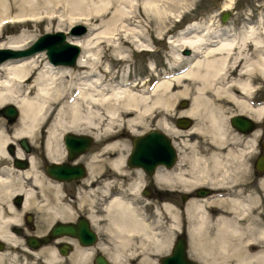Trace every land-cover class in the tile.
Segmentation results:
<instances>
[{
  "label": "bare ground",
  "instance_id": "obj_1",
  "mask_svg": "<svg viewBox=\"0 0 264 264\" xmlns=\"http://www.w3.org/2000/svg\"><path fill=\"white\" fill-rule=\"evenodd\" d=\"M9 1L0 0V40L3 39L0 48L19 49L30 43L32 35L27 29H21L15 35L4 37L3 31L9 26L27 28L32 21L52 20L57 18L55 13L66 5L69 6V12L76 8L81 10L88 0ZM176 2L185 5L182 0ZM100 3L99 8L92 10L100 12L99 15L111 13L104 24L105 30L92 36L84 35L89 30L86 29L81 34L83 36L68 39L80 49L73 65L52 63L39 53L42 51L0 61V108L11 104L17 111V118L11 127L4 117H0V162L10 156L13 160L20 158L27 162L24 168L13 166L14 173L0 166V240L10 247H21L34 257L41 255V260L47 264H58L61 257L53 245L38 250L27 249L11 230V226L19 224L22 211L37 198L40 200L37 203L47 210V216L42 221L44 223L63 217L62 213L69 208L67 204L58 202L56 183L39 171L37 152L43 154L41 163L56 162L65 152L63 135H87L98 145L95 149L98 152L93 151L87 159L91 158L94 162L101 154L98 161L113 169L116 176L122 175L121 177L128 180V192L138 193L143 184L142 171L133 169L136 175L132 178L125 170V157L129 147L127 148L126 139L121 137L122 134H138L153 125L169 136L207 135L212 143L218 142L229 130L224 110L228 108L225 106L232 104L236 110H245L254 88L255 77L264 79L262 18L256 21L245 18L246 21L237 30L229 27L214 28L212 23L192 21L167 41L164 34L169 22H174L170 8L173 5L172 0H164L162 4H158L156 0H102ZM117 3L127 9L119 8L121 5L118 6ZM228 6L230 3L224 7ZM178 8L175 16L182 14ZM58 21V29L61 30L64 21ZM76 21L69 20L68 24ZM84 21L88 24L87 20ZM152 21L156 23L155 26L151 24ZM149 36L156 40L165 38L169 43V49L163 55L166 60L160 69L152 61L145 64L147 70H151V75L153 74L151 80L149 74L146 77H130L127 67L131 62L127 51H154L150 40L148 41ZM182 48L188 49L186 56L179 53ZM105 51L106 58L103 56ZM181 98L187 100L183 108L177 107ZM253 113L259 119L260 113H264V106L258 105ZM179 117L189 118L190 126L184 129V126L171 123L173 118ZM21 138L26 140L28 152L15 144ZM172 143L178 152L175 164L169 169L157 167L152 178L155 183L167 188L177 185L183 190L184 186L189 189L198 180H203L200 177L207 175L209 167L207 170L201 164V158L193 151V142H187L183 138L180 145L174 141ZM10 144H15V148L12 145L13 152L9 156L6 147ZM183 148L191 153L188 157V170L186 169L188 172L185 174L184 158L188 155L185 156ZM215 153L218 152L212 154L216 155ZM81 158L84 159L85 155ZM219 160L212 156L211 166L215 167L213 169L216 170L220 165ZM220 174L222 176L221 172ZM109 178L101 181L108 183ZM43 181L48 183L46 185L52 195L51 200L44 196L42 201L39 197L44 188ZM219 182V179L212 181L216 185ZM91 190L85 191L81 197H88L92 202L94 196L90 194ZM18 193L23 196L19 209L10 202L11 197ZM259 197L257 200V197L249 194L238 197L236 194L221 196L216 193L210 197L211 204L219 206V211L214 213L205 209L208 202L205 204L203 199L188 200L186 212H183L186 213L189 256L201 264H264V208L261 207L264 195ZM76 198L78 199L77 196ZM99 204L105 221V231L114 243V254L110 255L122 264L119 256L127 254L128 251L129 254L135 251L139 262L153 263L154 260L146 251L148 247L145 242L151 245L152 254L159 253L158 251L168 247L170 236L179 228V213L168 202H163L162 209L168 214L170 223L167 231L160 232L162 234H158L152 223L142 216L141 209L122 194L108 195ZM253 207L259 209L254 211ZM91 212L89 216L92 218L94 212ZM159 224L160 216L156 220V225ZM135 245L136 248L133 249ZM86 254L85 248H76L69 259L74 262ZM0 264L24 263H18L12 256L9 257L8 252L0 251Z\"/></svg>",
  "mask_w": 264,
  "mask_h": 264
},
{
  "label": "flooded vegetation",
  "instance_id": "obj_2",
  "mask_svg": "<svg viewBox=\"0 0 264 264\" xmlns=\"http://www.w3.org/2000/svg\"><path fill=\"white\" fill-rule=\"evenodd\" d=\"M258 78L260 79L261 77L256 76L255 77L256 80L254 79V81H255L254 88L251 90L252 92L249 96V101H247L248 107L245 110H243L242 112L239 110H236L235 105H232V104H228L225 106L228 109H231L233 111L231 113H226L227 122H228L227 124H228L229 130H227V132L225 134H223L222 140H220L221 142L218 141L219 143L218 142L212 143L210 141V137L207 135H198V136L194 135L197 137H193V135H191L190 137L184 136V140H186L187 142H189L190 139L191 140L193 139L192 140L193 141V147L192 148H193L194 153L196 152L197 155L201 158L200 159L202 162L201 164L203 166H206L205 167L206 169L209 167V171L206 173L207 175H203L204 177L203 176L200 177L203 180H198V182L195 185L193 184V185L189 186V189L187 188V186H184V194L183 193L180 194V198L184 201V211L185 212H186V202L192 198H195V199L201 198L205 201V204H207V202H208L205 209L214 213V212L219 211V206H217V204H211L210 197L215 195L216 193L221 194V196H226L227 194H234V195L236 194V196H238V197H243L246 194L248 195L249 193H251V191H253V192L257 191V193H261L260 187H261V184H264V113H260V116L258 119L257 115L255 113H253V109L255 107H257L258 105L264 106V79L261 78L259 80ZM245 111H246V113H245ZM250 112H252V113H250ZM233 116H241V120L236 122V123H232L231 119ZM190 124H191V121L188 122V124L185 125L184 128H186ZM231 133H232V135H231ZM225 140H226V142H225ZM222 141H223V145L221 146ZM202 142H204V143H202ZM224 142H225V144H224ZM216 144H218V145L215 146ZM201 145H203V146H201ZM213 145L215 148L213 147ZM97 146L98 145H95L93 139L90 137L89 143L86 146L84 151H81V152L73 155L72 157H70L68 151L65 150L63 157L60 158L58 161H56V163L63 164V165L66 164V167H70V168L73 165H77V163H80L83 167V171H82L81 175H75L69 171H62L61 170L60 172L63 175V178H57L56 176L54 177V175H52L48 171L47 165L50 164V162L43 161L42 163H40V167L38 169L41 172V174L46 176L47 178H49L51 181H54V183H56V186L58 188V190H57L58 199H59L58 202L62 203V204L65 203L69 207L68 210L66 209L67 212L65 211V213L64 212L62 213L63 217H60V218L56 217V218H54V220H51L49 222L51 224L53 222L66 223L67 225H69L71 227V229L74 233L73 234L62 233V234H60L54 238H51L47 243L37 245L36 247H30L29 246L27 248V246L25 247V245H26L25 242L22 241L25 248L32 249V250H38L41 247H44L47 245H53L56 248V253H58V255L61 257L63 256L62 258L60 257L61 260L64 258L68 259L69 256L74 252V250L76 248H78V249L79 248H85L87 250V254L83 258H78L76 260V263L97 264L96 259L98 256H101L112 264H122L121 262L115 261L111 257V255L114 254V247H113L114 243L112 241L113 240L112 237H110L108 232L105 231L106 230L104 228L105 227V221H104V217L101 213V205L99 203H101L108 195L115 194V193L120 194V195L121 194L126 195L127 197H130V195L127 193V191H126V193L124 192V187L122 186V183L123 182L127 183L128 180L125 179L124 177H121L122 175L116 176L114 174L113 169H111V168L109 169V167H107L106 164L103 165L100 161H98V159H101V157H102L101 154L98 155V159L96 158L97 160H95L94 162H92L93 160L91 158L87 159L89 154H91L93 151L98 152L97 150H94L97 148ZM195 148L198 151L195 150ZM232 150H233V152H232ZM206 151H207V153H206ZM213 152H218V153L217 154L215 153L216 155H214V154H212ZM184 154H185V156L188 155L187 158L184 156L185 157L184 158V161H185L184 162V174H185L188 172L187 171L188 170V163H189L188 157L190 156L191 153L187 148H184ZM84 155H85V158L82 159L81 156H84ZM226 155H227V157H226ZM235 155H236V157H235ZM237 155H238V157H237ZM202 156H203V158H202ZM212 156H213V158H215L217 160L220 159L219 160L220 165L217 166L216 170L213 169L215 167L211 166ZM233 156H234V158H233ZM177 158H178V152L176 151V156H175L174 162L170 167H166L163 163H158L154 166V168L152 169V171L150 173L145 172L140 167L129 166L126 164V162H125V165H126L125 170L128 171L129 176H132L130 172H132V170L135 168L142 171L143 173L141 172V176H142L141 178L143 180V184L139 188L138 194H142V195L153 198L155 200L157 199L160 202H162V200H164V199H167L169 197L171 198V195L174 193L173 192L174 189L173 188H167L161 184L155 183L153 178H152V175L154 173V170L157 167L158 168H164V169L171 168L175 164ZM208 158H209V160H208ZM89 163H91L90 164L91 166L89 165ZM229 164H230V166H229ZM26 165H27V163H26ZM21 168H24V167H21ZM229 168H231V169H229ZM185 170H186V172H185ZM230 170H231V173H230ZM220 172L222 173V176H221ZM228 172L230 174H228ZM232 172H234L235 174L233 173L234 174L233 175ZM108 173H110V174H108ZM224 174H225V176H224ZM209 177H210V179H208ZM212 177L213 178L215 177V178L213 179ZM103 178H109V179H107L109 184L103 183L101 181ZM121 178H122V180H121ZM223 178H225L224 181H221V180H223ZM215 179L220 180L218 185L212 183V181ZM87 182H88V184H86ZM259 182H262V183L260 184ZM198 183H200V184H198ZM220 183H222L223 186ZM42 184L44 185V188L41 191L42 193L40 192L41 194L39 197L42 199V201L44 200V196L46 198H49V199L52 198V195L50 194V191H49V187L47 186L48 183L46 181H43ZM98 184L101 187L96 186ZM105 185H106V188H105ZM215 185H216V187H215ZM104 188H105V190H104ZM90 189H92L90 194H92V197L94 196L92 202L89 201L90 199H88V197H86V199H88V201L84 197H81L82 194H85V191H88ZM58 191H59V193H58ZM102 192L104 194H102ZM230 192H232V193H230ZM183 195H184V199L182 198ZM258 195H257V200L260 198V197H258ZM76 196L78 197V199L76 198ZM19 197L21 199L23 196L20 194ZM11 199H12L11 200L12 204H14V206H20L21 205L20 200H19V202H15V199H17V195L13 196ZM257 200H256V202H257ZM53 202H54V200H53ZM79 206H80V209H79ZM44 208L45 207H43L42 209L46 210ZM90 211L94 212V213L91 212L93 214L92 218L89 216ZM185 212H184V228H183L184 230L181 231V233H179V234H181V236L184 239L185 248H188V235H187V232L185 229V225H186V218H185L186 213ZM23 216L24 215L20 216L19 224L11 226V230L13 232L19 233L22 236H24L26 234H35V233H37V234H35L37 236L48 235V230L51 226L50 223L47 224V227L40 229L38 232H32V230L28 231V230H26L27 227L24 226L23 224H25V222L30 217L28 215L24 216L25 217V220H24ZM31 226L33 227V224L28 226V227L32 228ZM176 235H178V234H176ZM109 239H111V240H109ZM123 254H124L123 256L122 255L119 256V259H120V261L122 260L123 264L124 263L134 264V263L139 262V258L136 256L135 252L132 254H129V255L126 253H123Z\"/></svg>",
  "mask_w": 264,
  "mask_h": 264
},
{
  "label": "rangeland",
  "instance_id": "obj_3",
  "mask_svg": "<svg viewBox=\"0 0 264 264\" xmlns=\"http://www.w3.org/2000/svg\"><path fill=\"white\" fill-rule=\"evenodd\" d=\"M7 1H9V0H7ZM136 1L140 2L141 0H136ZM156 1L158 4H162L164 2V0H156ZM182 1H184L182 3H185V5L177 4L176 0H172L173 5L170 6V8H172L171 12H173L172 18L174 19L173 20L174 22L173 23L169 22V24L167 26L168 29L164 34L166 36L167 41H168V38L170 36H175L181 29L185 28L186 25H188V23H190L192 21H199V22H203V23H207V24L212 23L211 25L214 28L229 27L233 30H237L240 26L243 25V23L246 21V19L248 21H256V20H259L260 18H262V19L264 18V0H182ZM93 2H95V4ZM100 2H102V0L101 1L100 0H88L81 7L83 9L79 10V8H76L72 12H69V10H68L69 6L67 7V5H66L64 8H61L60 10H58L55 13L56 17H57L55 19H52V20L44 19V20L37 21V22L32 21L27 25V28L11 25L7 28L6 31H3V35H4V37L5 36L6 37L11 36V35H15L18 32L22 31L21 29H27L28 32L32 35L31 36L32 39L29 41V42H31L35 37H37L39 34H41L43 32H51L55 29L57 30L60 27L59 26L60 22L58 20L62 19L64 21V26L62 27V29L65 32V37L67 40L69 38L76 37L75 35H70L67 33V28H68V26H70L68 24L69 20H77L74 23L83 24L86 27V29H89V30H87V33H85L86 31L84 32L85 34L83 33L84 35L89 34V35L94 36L100 32H104L103 31V30H105L104 24L111 16V13L99 15L100 12L97 13L94 10H92L95 7L99 8L100 7L99 4H101ZM227 3H230V6L224 7ZM117 4H119L118 6L121 5L120 3H117ZM181 7L184 9H182ZM119 8L127 9V7H125L123 5H121ZM177 8L180 9V11H182V14L175 16L176 13L178 12ZM112 10H113V8H111V11ZM223 10H226L228 12V15L224 21L220 19V14ZM92 16H94V17H92ZM84 20H87L88 24L85 23ZM171 21H172V19H171ZM151 24L153 26L156 25V23H154L153 21L151 22ZM179 28H180V30H179ZM81 36H83V35H81ZM1 41H3V39L0 40V42ZM148 41L151 44V47H152V49H154V51H152V52H146V51L145 52H138L135 50H128L127 51V54L129 53L128 56H129L130 62H131L129 64V66L127 67V70H129L130 77H135V76L146 77L149 74L150 78L152 79L151 72H150V70H147V68L145 67V64L148 63L149 61H152L153 64L155 65V67H157V69H160L162 67V65L164 64L166 57H164L163 55L166 51H168L169 43L167 41H165V38L163 40H156L155 37L152 38L151 36H149ZM185 50H186V48H182L179 50V53H181L182 56H186L188 54V49H187L186 53H184ZM39 53L40 54L42 53L46 57V55L43 51L39 52ZM103 56L106 58L107 51H105ZM113 68H115V67H113ZM184 100H186V98L179 99V101L177 103V107H179V108L185 107V105H180V102L184 101ZM186 102H187V100H186ZM224 110L226 111V113H231L233 111L231 109H226V108ZM226 113H225V115H226ZM0 117H4L8 126H10V127L13 125V123L15 122V120L17 118V117L16 118L14 117L11 121H8L7 118L4 115H2L1 113H0ZM171 123H173L174 125H177L176 124V118H173L171 120ZM151 128L156 129V130H160L159 128H156L153 125H150V127L144 128L141 132H144V131L151 129ZM140 133L134 134V135L132 134L131 136H128L127 133L122 134L121 137L126 139L127 145H128L127 148L129 147L127 149L126 155L128 154V152L131 148V137L139 135ZM185 136L190 137L191 135H185ZM170 137L172 138V140L175 143H178L180 145V142L184 138V135H177V136L170 135ZM193 137H197V136L193 135ZM192 140L190 139L189 142H193ZM15 144L18 145V142H16ZM15 144H10V145H13V148H15ZM94 144L96 145L95 141H94ZM7 147H6V150H7ZM7 154L10 156L8 150H7ZM36 156H37L36 161L38 162V165H40L41 159L43 158V154L41 152H37ZM104 158H105V156H104ZM12 161H13V159L11 156H10V158L2 159L0 162V166L5 167V170H9L10 172L12 171L14 173V171H13L14 165H13ZM130 173L132 175L131 177L135 178L136 173L133 170ZM122 186L124 187V192L126 193V191H127V193L130 195V197H127L126 195H123V196L132 200L141 209L142 216L144 218H146L149 222L152 223V226L155 228V230L158 232V234H162L165 231H167V229L169 227V223H170V219L168 218V214L162 209L163 202L170 203L174 207L175 211H177L179 213L180 221H179V228L177 229L179 231L176 230L175 232L172 233V235L170 236V241H169L168 247H165L162 250L158 251L159 253L152 254V252H151L152 249H150L151 245L149 243L145 242L146 246L148 247L146 249V251H148V253L150 254L149 257L152 260H154L153 263H150V264H159L158 258L161 255L169 252V248H170L171 242L174 238V235L177 234L178 232H181L184 230L183 229L184 228V212H183L184 211V201L180 198V194H182V193L184 194V190L181 189L180 186L175 185L173 187L174 193L171 195V198L169 197L170 199L167 198V199L162 200V202H160L157 199L155 200L153 198L147 197V196L142 195V194L128 192V181H127V183L123 182ZM260 190H261V193H257V191H254V192L251 191L252 194L249 193V195H253L255 197H257L258 194H259L258 197L261 196L262 194L264 195V185H262L260 187ZM37 200L40 203V200L37 198L36 201L31 202L30 205H28L25 208V210L22 211V213H21V215H24V216L29 215L30 218L23 225L27 227L26 230H28V231L32 230V232H38L39 228L42 229V228L46 227L45 225H47V223H49V221L47 223L42 222L45 220L44 217L47 216V210L46 211L43 210L42 206H40L37 203ZM263 203H264V200H262V202H261L262 208H264ZM15 207L18 208L19 206H15ZM258 209L259 208H256V209L254 208V211H257ZM157 212H158V215H157ZM157 216L158 217L160 216V220H161V224H159V226L156 225V220L158 218ZM24 220H25V217H24ZM32 224H33L34 228L32 226H31L32 228L28 227ZM158 227H159V229H161L160 231H159V229H157ZM160 232H162V233H160ZM13 233L17 237H19V238L21 237V234H16L15 232H13ZM22 241L23 240H21V242ZM135 248H136V245L133 246V249H135ZM188 250H189V248H188ZM188 250H187V253L189 255ZM0 251L8 252V256L9 257L12 256L18 263L47 264L41 260V255L34 257L30 252L24 250L23 248H21L19 246L10 247L8 244H5L3 250H0ZM134 252L135 251H131V254ZM136 252H138V251H136ZM127 254L129 255V251L127 252ZM70 260L71 259H69V258L68 259L64 258L62 260L60 259L57 263L58 264H84V263H76V261L73 262L72 260L71 261ZM140 263L145 264L143 262H140ZM140 263L138 262V263H134V264H140ZM199 264H201V263L199 262Z\"/></svg>",
  "mask_w": 264,
  "mask_h": 264
},
{
  "label": "water",
  "instance_id": "obj_4",
  "mask_svg": "<svg viewBox=\"0 0 264 264\" xmlns=\"http://www.w3.org/2000/svg\"><path fill=\"white\" fill-rule=\"evenodd\" d=\"M228 15L226 10L220 14V19L225 20ZM86 31L83 24L75 23L68 27L67 33L70 35H81ZM44 50L46 58L52 63H62L65 65H73L76 56L80 49L79 47L68 41L63 30H53L52 32H43L35 37L24 48H0V61L8 57L27 56L36 51ZM185 102L181 101L180 105ZM0 113L4 115L8 121H11L16 116V109L13 105L7 104L0 108ZM232 123L241 120V116H233ZM189 120L184 117L176 119V124L179 126L187 125ZM90 137L83 134L66 133L63 136L64 145L69 153V156L84 151L89 143ZM19 145L24 151H29L26 140L21 138L18 140ZM9 153H12V146L7 147ZM176 152L170 138L162 131L156 129H148L147 131L131 137V148L126 155L125 162L129 166H137L145 172L150 173L154 166L158 163H163L166 167H170L175 159ZM13 163L18 167L26 166L24 159L15 158ZM48 171L57 178H63L62 171H69L75 175H81L83 167L80 163L73 165L71 168L66 167V164L50 163L47 165ZM65 177V176H64ZM184 199V195L182 196ZM20 197L17 195L15 202H19ZM62 233L73 234L71 227L66 223L54 222L48 231V235L37 237L35 235H25L24 241L31 247H36L39 244L47 242L50 238ZM4 242L0 240V249L3 248ZM97 264H112L101 256L96 259ZM159 264H199L196 260L188 257L185 249L184 239L181 235H177L173 240L168 253L158 258Z\"/></svg>",
  "mask_w": 264,
  "mask_h": 264
}]
</instances>
